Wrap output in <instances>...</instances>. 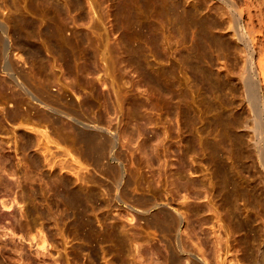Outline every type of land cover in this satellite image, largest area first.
<instances>
[{
	"label": "bare ground",
	"instance_id": "6f19581e",
	"mask_svg": "<svg viewBox=\"0 0 264 264\" xmlns=\"http://www.w3.org/2000/svg\"><path fill=\"white\" fill-rule=\"evenodd\" d=\"M220 1L231 6L235 11L232 25L228 18L229 26L234 38L243 45L241 63L238 59L235 63L236 79L242 88V101L248 105L246 115L233 112L234 102L227 96L232 88L227 87L220 79L212 62L211 50L214 46L220 51H234L235 48L225 37L215 42L211 29L219 22L215 19H208L206 22L198 20L199 18L196 17L198 8L187 11L183 7L179 9L178 1L162 0L165 16L168 17L169 12L175 10L178 26L187 25L191 29L192 40L200 41L204 45L200 53L190 50L185 57L189 60L187 65H190L188 67L193 79L200 83L197 89L203 87L205 94L210 96L205 107L208 111H212V127L208 126L207 121H205L206 125H197L198 122L204 121L201 119V107L199 112L190 109L189 103L192 100H189V93H194L191 85H189V92L170 88L166 81L168 71L165 68L143 63L144 53L141 46L138 44L128 46L126 43L122 47L126 64L141 68L144 80L159 92L169 91L176 108L173 107L172 111L177 117H182L183 123L188 121L195 126L190 135V142L186 150L182 152L180 170L174 175L185 176L184 169L187 166L185 153L197 149L196 152H202L207 159L208 175L206 176L209 177L204 179L207 181V186L205 181L188 179H179L177 183L174 180L173 184L179 189L199 184L208 187L210 197L205 196L208 200L209 217L198 216L200 211L205 210V207L201 205H193L189 208L192 215L190 217L187 210L172 204L171 193L167 192L165 198L158 196L149 184L144 185L138 179V175L132 169L126 168V150L120 142V134L125 129L123 126L125 123L122 124L120 115L122 105L118 103L116 120L104 119L97 110H90V101L88 103L83 101L73 92L66 94L56 88H50L48 81L54 72L44 54V49L54 57H61L70 66V71L79 78L93 71L92 64H95L96 59L95 55L90 54L86 59L91 66L78 65L80 55L76 47L83 40L81 38L73 40L62 33L61 24L56 18V12L63 11L59 0H25L19 14L13 20L0 14V93L3 95L5 90L9 89L8 93L14 99V108L10 115L19 121L29 120L31 119L30 104H36L40 108L42 117L56 130L57 139L63 142L71 141L77 151V158L73 160L77 162L78 167L74 170L66 161H60L59 170L63 173L60 176H52L55 174V164L52 159L55 154L47 146L50 141L49 136L47 132L30 128L31 132L25 135L23 145H34L38 151L33 152L24 165V176L33 187V199L39 202L41 207L38 205L29 209L28 212L22 211L21 215L37 213L44 218L51 215L52 206L41 198L46 191H50L48 198H51L45 200L54 202L56 207L63 205L64 215L71 218L74 227L81 230L86 227L92 230L89 207L96 200V196L92 190L88 189L89 187H83L64 173L69 172L75 176V179L79 176H89L91 180L106 186L107 201L110 206H123L130 220L135 218L149 228L154 236H157L161 245L149 242V248H145L149 259L148 264H180V260L184 257L187 264H264V225H255L248 213L251 202L264 206V197L257 191L249 189V183L240 182L235 175L244 171L252 159L260 163L264 169V0ZM242 1H250L252 4L256 2L258 13H251L256 4H253L254 7L251 5L252 9L248 6L250 4L246 5L245 20L244 7L238 6ZM70 2L71 5L80 4V0H70ZM116 2L118 11L128 9L126 0H116ZM219 14L223 17L227 15L221 10ZM197 32L199 34L196 36ZM12 35H14L15 44L25 49L27 56L36 65L37 71L45 75V79L32 75L19 63L20 54L12 48ZM149 42L152 52L160 55L158 37L152 34ZM98 59L107 61L104 69L115 67V61L109 50L99 53ZM25 101L28 104H25ZM238 123L250 133L248 140L243 135L239 141L236 140L234 130ZM129 133L131 135L145 134L146 136L142 139L144 142L153 137L138 126L129 130ZM1 148V153L4 154V147ZM144 148L146 151V146ZM224 152L225 155H223ZM187 158L192 160L190 156ZM149 159H152L150 154ZM41 162L48 166L50 173L40 175L46 177L41 178L42 183L36 184L30 167H38ZM0 176L3 175L0 174ZM101 176H107L109 180ZM0 182L3 183L1 177ZM108 183L110 186L107 185ZM243 183L244 187L240 185ZM5 185L9 184L5 182ZM199 194L194 192L195 196ZM182 196L183 200H187L188 196L185 193ZM240 203L244 204L243 208H240ZM3 204L6 205V203ZM43 205L47 206L48 210H44ZM221 214L224 216L226 226L223 223H219L218 227L209 224L205 231L202 230L203 223H209ZM51 220L56 223L55 219ZM185 222L188 223L183 229ZM15 225L20 230L23 229L18 218ZM218 228H223L227 236L225 239L217 232ZM31 229L28 226L25 233L29 243L34 241L37 255L49 254L44 250L48 242L41 227L36 228V232H32ZM182 233H185V237ZM231 234L237 235L233 243L229 241ZM138 236L135 230L130 232L124 227L120 231L116 228L110 230L107 239L117 251L116 261L122 264H134L136 256L140 257L141 247ZM53 238L52 233L51 239ZM6 242L7 240L0 234V244L5 246ZM19 247H22L21 243ZM235 247L240 253H234L232 256L231 251ZM86 248H90V262L97 264L96 248L91 245ZM14 249L17 251L18 247L15 246ZM222 249L226 253L224 258L221 257ZM157 255L162 256L163 259L160 261ZM0 264H4L1 258Z\"/></svg>",
	"mask_w": 264,
	"mask_h": 264
},
{
	"label": "rangeland",
	"instance_id": "374dc122",
	"mask_svg": "<svg viewBox=\"0 0 264 264\" xmlns=\"http://www.w3.org/2000/svg\"><path fill=\"white\" fill-rule=\"evenodd\" d=\"M59 1L63 11H57L56 18L61 24L62 33L73 40L80 38L83 40L76 47L80 55L77 61L78 65L91 66L89 60L86 59L90 54L95 55L96 59L95 64H92L94 65L93 71H89L79 78L70 71V66L61 57H54L44 49V54L52 66V72H54L49 77L50 88H56L66 94L73 92L83 101L87 103L90 101V110H97L104 119L114 118L116 120L118 103L120 106L122 105L120 115L122 124L125 123L123 125L125 129L120 134V142L126 150V168L132 169L138 175V179L144 185L149 184L158 196L165 198L167 192L171 193L172 204L187 210L190 217L192 215H190L189 208L193 205L204 206L205 210L200 211L198 216L209 217L208 200L205 195L210 197V189L206 187L207 181L204 180L209 176H206L208 175L207 159L203 153H197V149L187 151L185 153L187 155L185 176L174 175L180 170L182 152L186 150L195 126L186 122V118H184L186 123H183L182 117H177L172 111L174 102H172L173 99L169 91L159 92L144 80L141 68L126 64L125 52L122 48L126 43L128 46L135 44L141 46L144 53L143 63H151L165 68L168 71L166 81L170 88L189 92V85H191L194 93H189V100H192L189 103L190 109L199 112V107H201V119L204 121L198 122L197 125H203L207 121L208 126L212 127V111H208L205 107L210 96L205 94L203 87L197 89L200 83L193 79L188 67L190 65H187L189 60L185 57L190 50L200 53L204 48L203 43L192 40V32L187 25L178 26L175 10L169 12L168 17L170 18L165 16L162 0H126L128 9L122 11H118L116 0H80L78 5H71L70 0ZM168 1H178L179 9L183 7L187 11H194L198 8L196 17L200 21L206 22L208 19H215L219 22L211 29L214 34L213 39L218 42L220 38L225 37L232 43L235 50L220 51L218 47L214 46V49L211 50L213 66L220 79L225 82L227 87L231 86L232 88L231 91H228L227 96L234 102L233 112L246 115L248 105L242 101V88L236 79L237 67L235 63L236 59L241 63L243 45L234 38L228 21L230 18L231 25L233 24V14H235L233 8L220 0ZM242 2L238 6L244 7L243 18L246 20V5L250 4L248 6L252 9L256 2L253 4L250 1H248L249 3ZM24 3L25 0H0V14L13 20L19 14ZM256 6L258 7L256 4L253 9L257 10ZM253 9L251 10L252 14L258 13V10L256 12ZM219 10L227 15L223 17L219 14ZM254 28L258 29L259 27ZM152 34L158 37L160 55H155L151 50L149 37ZM198 34L199 32L196 33V36ZM11 40L12 48L20 54L19 63L32 75L45 79V75L38 72L36 65L29 59L25 49L15 44L14 35L11 36ZM107 50L112 54L115 67L104 69L107 61L99 60L98 54ZM8 92L9 89H6L3 95L0 93V174L3 175L0 176L3 179V183L0 182V234L7 240L5 246L0 244V258L4 264H92L89 256L90 248H86L88 245L95 247L98 251L97 264H122L115 260L117 251L107 239V235L111 229L116 228L120 231L123 227L130 232L135 230L139 234L138 243L142 251L140 250V257L136 256L134 264H148L149 259L145 248H149V242L161 245L157 236H154L149 228L136 221L135 218L130 220L127 210L123 206H110L107 201L106 186L91 180L89 176H79L78 179H75V176L69 172L64 173L83 187H89L88 189L92 190L96 196V200L89 207L92 230L86 227L83 230L74 227L71 218L64 215L63 205L56 207L54 202L45 200L51 198H48L49 193L51 194L50 191H46L41 198L52 206L51 215L47 218L37 213H28V216L21 215L22 211L28 212L29 209L40 206L39 202L37 203L33 199V187L29 181L25 180L24 176V165L28 162L31 154L38 151L34 145H23L25 135L31 132L30 128L47 132L49 136L50 141L47 146L55 154L52 158L55 162H53L55 174L52 176H60L63 173L59 170L60 161H66L75 170L78 165L73 159L77 158V151L71 141L63 142L57 139L56 130L42 117L40 108L36 104H30L31 119L19 121L12 117L10 113L14 108V99ZM25 104H28L27 101ZM174 109L176 108L174 107ZM136 126L153 137L144 142L142 139L146 136L145 134L131 135L129 130ZM234 134L237 141L242 135L247 140L250 138V133L240 123L235 128ZM144 146H146V151ZM1 147H4V154L1 153ZM149 154L152 159H149ZM38 155L40 154L38 153ZM188 156L192 157L191 161L187 158ZM30 172L35 178L34 183L36 184L42 183L41 178L46 177L40 175L50 173L48 166L43 162L38 167H30ZM235 175L240 182L247 181L249 189L257 191L260 196L264 197V169L260 163L252 159L244 171ZM101 177L109 180L107 176ZM179 179L205 181L206 186L203 184L188 185L179 189L173 184L174 180L177 183ZM5 182L9 185L6 186ZM107 185L110 186L109 183ZM240 185L244 187V183ZM194 192H199V196H195ZM183 193L188 196L187 200H183ZM239 205L240 208L244 207L243 203ZM42 208L48 210L47 206L43 205ZM219 210L222 212L221 208ZM242 211L244 210L242 209ZM248 213L255 225H264L263 205L251 202ZM17 218L23 225L22 230L15 225ZM50 218L55 219L56 223ZM187 223L185 222L183 229ZM219 223L226 226L222 214L216 219L213 218L209 223H203L202 230L205 231L209 224L218 227ZM28 226L32 228V232H36V228L41 227L49 243L46 244L44 250L49 254L37 255L34 241L29 243V238L25 233ZM217 232L223 239L227 237L223 228H218ZM52 233L54 234L53 240L51 239ZM182 234L185 237V233ZM236 236L231 234L229 241L233 243ZM20 243L22 247H19ZM15 246L18 247L17 251L14 249ZM231 253L233 256L234 253L239 254L240 252L235 247ZM225 254L222 249L221 257L224 258ZM153 257L156 258V255L153 254ZM157 258L160 261L163 259L158 255ZM180 264H187L185 257L180 260Z\"/></svg>",
	"mask_w": 264,
	"mask_h": 264
}]
</instances>
